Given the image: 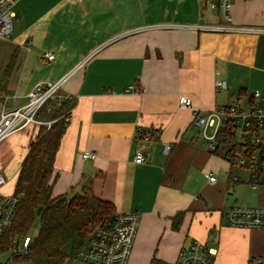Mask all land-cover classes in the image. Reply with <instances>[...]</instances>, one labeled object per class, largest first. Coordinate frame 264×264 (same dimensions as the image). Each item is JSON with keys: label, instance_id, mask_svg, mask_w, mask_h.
I'll return each mask as SVG.
<instances>
[{"label": "crops", "instance_id": "crops-1", "mask_svg": "<svg viewBox=\"0 0 264 264\" xmlns=\"http://www.w3.org/2000/svg\"><path fill=\"white\" fill-rule=\"evenodd\" d=\"M203 5V0H15L11 33L0 38V93L8 97L0 98V109L20 107L37 84L66 77L61 93L74 106L55 156L52 195L79 193L89 181L93 194L115 212L138 214L141 250L129 256L131 264H176L184 245L204 242L214 232L213 264H246L264 256V229L224 221L232 206L264 207V186L251 189L245 170H231L209 153L191 111L178 102L185 95L195 108L213 110L239 97L244 101L254 90L264 96V0L231 1V25L256 32L205 29L224 22L216 11L202 13ZM45 53L53 60H45ZM149 129L159 134L135 138L137 130ZM32 134L31 128L7 140L19 156L18 169ZM165 144L171 147L167 154ZM138 151L143 164L133 162ZM86 152L96 158L83 159ZM18 169L11 189L7 179L0 193L11 192ZM203 171L216 183L202 176L198 186ZM232 174L238 182L230 180ZM179 212L183 219L173 231ZM174 241L171 254L157 247Z\"/></svg>", "mask_w": 264, "mask_h": 264}, {"label": "built area", "instance_id": "built-area-1", "mask_svg": "<svg viewBox=\"0 0 264 264\" xmlns=\"http://www.w3.org/2000/svg\"><path fill=\"white\" fill-rule=\"evenodd\" d=\"M232 0H203L201 10L218 12L224 24L207 30L216 32H256L250 27H233L231 25L230 7ZM15 0H0V38H7L12 30L14 18L13 6ZM43 58L53 60L51 53H45ZM66 77L56 82H43L34 86L26 95L24 105L13 109H0V144L11 136L25 132L33 127L45 126L48 130L56 120L43 121L37 118L39 110L56 101L59 106L70 96L61 93V87ZM221 82L216 87H224ZM131 88L127 89L130 91ZM1 99H8L0 93ZM179 106L191 111L192 125L203 139L206 149L213 155L220 156L232 169H242L249 174L251 189L264 186V96L259 90H254L242 101L237 98L233 103L216 107L213 110H200L193 106L188 96H179ZM72 110L61 116L67 125ZM158 131L149 129L135 132V138L150 140L158 135ZM165 154L171 147L167 144L163 148ZM85 160H94L96 154L86 152L82 154ZM133 162L143 164L146 162L142 151L135 153ZM203 177L210 184L217 179L211 172ZM234 183L239 181L236 175H231ZM8 180L0 174V190ZM20 195L0 193V242L4 232L9 230L13 218L18 210ZM227 225L238 228L264 229V207L235 205L227 209L224 214ZM139 225V216L136 213L115 212L105 217L100 226L90 233L84 247L76 254L75 264H127L135 234ZM212 238V234H210ZM33 238L26 236L14 238L11 241L13 258L27 253L28 245ZM21 242L22 251L18 250ZM7 252V251H6ZM0 255L1 259L4 254ZM215 250L206 246L199 240H192L184 245L177 256L176 264H213ZM6 264H13V261ZM246 264H264V256L250 257Z\"/></svg>", "mask_w": 264, "mask_h": 264}, {"label": "trees", "instance_id": "trees-1", "mask_svg": "<svg viewBox=\"0 0 264 264\" xmlns=\"http://www.w3.org/2000/svg\"><path fill=\"white\" fill-rule=\"evenodd\" d=\"M13 62L14 56L5 67V82ZM55 102L39 110L38 119L56 121L48 130L45 126L32 128L35 137L29 142L15 184L7 193L22 194V197L11 228L2 235L0 255L11 249L12 239L23 238L22 233H27L35 218H39L37 237L29 243L26 254L14 257L13 264H75L76 254L82 250L92 230L114 211L111 203L93 194L89 181L79 193L52 195L55 156L67 126L60 117L74 106L72 97L59 106ZM183 215L179 212L172 218L173 231L179 229Z\"/></svg>", "mask_w": 264, "mask_h": 264}, {"label": "rangeland", "instance_id": "rangeland-1", "mask_svg": "<svg viewBox=\"0 0 264 264\" xmlns=\"http://www.w3.org/2000/svg\"><path fill=\"white\" fill-rule=\"evenodd\" d=\"M29 133V132H28ZM35 137L34 134H32L29 138V142L31 140H33ZM8 140V139H7ZM5 140L3 143L0 144V171H3L4 175L7 177L8 180H10L9 184L7 185V190H10L11 189V184H13L14 182V174L15 172L17 171L18 169V164H19V156L16 154V153H13V149L12 147H9L8 145V141ZM236 172H238V175L242 176L243 178H246V173L242 170H236ZM203 172H198V178L201 179L198 186L204 184V181L202 180V176H203ZM219 177H224L225 176V173L223 174H218ZM3 190V189H2ZM248 190V189H247ZM8 192H5L1 194H7ZM139 226V225H138ZM138 230V228H137ZM199 232L198 233H204L203 231V228H199L198 229ZM38 231H39V218H35L33 224L30 226V228L28 229V232H23L22 233V236L26 237V236H29L31 238H36L37 235H38ZM137 233V231H136ZM214 237L212 238H209V236L207 235L204 240V242H202V240H200L202 243H204L206 246L208 247H213V248H216L217 246V234L216 232H214ZM192 238V237H190ZM194 238V237H193ZM199 240V239H198ZM178 243L177 242H167V243H158L157 242V247H161L162 249L164 248L169 254L172 253L173 249L175 246H177ZM134 247V248H133ZM139 249L141 250V247H140V244H139V239L137 237V235L135 234V238H134V242H133V246H132V249H131V252H130V255L133 253L134 251V254H135V250L136 249ZM154 249H155V245H154ZM18 250L19 251H22L23 248L21 246V242L19 243L18 245ZM129 255V256H130ZM178 255V254H177ZM130 257H128V260H127V264H131V259H129ZM13 254H12V251L11 250H8L6 252V254H4L2 256V259H1V262L2 264H6V263H10L13 261ZM177 262V257L175 258V261L174 263ZM148 264H150V261L148 262Z\"/></svg>", "mask_w": 264, "mask_h": 264}]
</instances>
